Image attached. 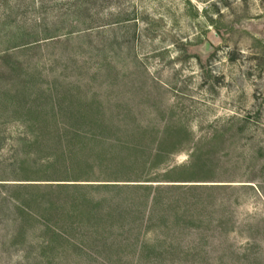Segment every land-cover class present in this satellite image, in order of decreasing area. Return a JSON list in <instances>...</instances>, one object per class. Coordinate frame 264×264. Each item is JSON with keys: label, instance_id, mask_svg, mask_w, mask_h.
Segmentation results:
<instances>
[{"label": "rangeland", "instance_id": "374dc122", "mask_svg": "<svg viewBox=\"0 0 264 264\" xmlns=\"http://www.w3.org/2000/svg\"><path fill=\"white\" fill-rule=\"evenodd\" d=\"M67 123L157 140L182 129L153 172L201 149L203 170L181 183L204 186L168 193L192 219L144 221L140 256L82 240L75 191L55 185L75 183ZM0 264H264V0H0Z\"/></svg>", "mask_w": 264, "mask_h": 264}, {"label": "trees", "instance_id": "16d2710c", "mask_svg": "<svg viewBox=\"0 0 264 264\" xmlns=\"http://www.w3.org/2000/svg\"><path fill=\"white\" fill-rule=\"evenodd\" d=\"M76 1L79 2V0ZM89 10L92 9L85 7V11L80 12V15L77 16L84 18L86 15L84 16L83 13L86 12L88 15ZM71 12L77 14L78 9ZM96 27L99 28L100 26L97 25ZM93 28L88 26L85 29L71 30L67 35L82 33ZM37 41L40 40L26 42L19 46L28 48L35 45ZM96 128H100L101 131L97 132ZM151 130L150 128L140 127L134 131L136 134L122 138L114 135L115 132H118L117 129L115 130L109 126L104 127L101 123L94 128H91L88 124L67 123L63 128L67 147L65 157L71 165L69 168H65L69 169L67 173L72 175L70 180L64 181H74L75 183H58L55 185L57 188L75 191L72 192L70 197V207L72 215L79 219L78 221L71 220L70 228L82 229L79 233L81 239L85 238L89 242L93 241L98 246L109 243L118 250V254H121L124 249H130L136 245L138 238L134 242L132 235L135 234L136 228L138 229L140 225L144 224V221L152 226L155 220H160V223H164L163 226L169 230L171 227H177L182 219H192L191 214L188 212L190 204L188 205L186 201V207L181 209L182 212L180 213L178 211L181 208L178 205L180 196L177 198L171 197L168 193L191 192L204 186L181 183L193 181L188 179L191 178L189 176L196 174L197 169L203 170L204 166H201L199 162L202 156L201 149L196 148L194 150L191 156L192 160L186 165L170 167L165 173L153 172L158 166L164 164L168 157L180 150L179 148L184 139H173L172 137L175 132L180 135L182 129L174 132H170V129L169 131L166 130V136L159 140L148 138L151 135ZM137 135L138 137H136ZM96 167L104 177H92V174L96 173L94 171ZM105 174L108 175L105 177ZM156 182L178 183L155 184ZM95 189L96 191L100 189L114 190L119 194H125L126 197L121 195L119 200H115L113 196H103L98 199L97 196L92 194ZM162 193H167L165 199H163L164 195ZM24 206L26 205L24 204ZM166 209L175 211L172 222L167 221L165 223L167 219ZM145 217L148 219H145ZM116 230L122 232L120 234L115 233ZM124 233L129 235H124ZM122 235L124 238H122ZM159 243V249L164 250V243ZM70 247H75V244L71 243ZM134 249H137V254L140 256L143 255V249L146 248L142 245ZM106 250H109V248Z\"/></svg>", "mask_w": 264, "mask_h": 264}]
</instances>
